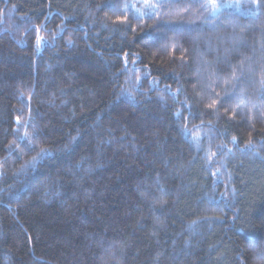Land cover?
I'll return each mask as SVG.
<instances>
[{
	"label": "trees",
	"instance_id": "16d2710c",
	"mask_svg": "<svg viewBox=\"0 0 264 264\" xmlns=\"http://www.w3.org/2000/svg\"><path fill=\"white\" fill-rule=\"evenodd\" d=\"M212 2L0 0V264H264V0Z\"/></svg>",
	"mask_w": 264,
	"mask_h": 264
},
{
	"label": "snow or ice",
	"instance_id": "6c2138e0",
	"mask_svg": "<svg viewBox=\"0 0 264 264\" xmlns=\"http://www.w3.org/2000/svg\"><path fill=\"white\" fill-rule=\"evenodd\" d=\"M206 6L212 7L213 11H218L221 7V5L213 3L212 0H209V4Z\"/></svg>",
	"mask_w": 264,
	"mask_h": 264
},
{
	"label": "rangeland",
	"instance_id": "374dc122",
	"mask_svg": "<svg viewBox=\"0 0 264 264\" xmlns=\"http://www.w3.org/2000/svg\"><path fill=\"white\" fill-rule=\"evenodd\" d=\"M240 13H242V12H240Z\"/></svg>",
	"mask_w": 264,
	"mask_h": 264
}]
</instances>
